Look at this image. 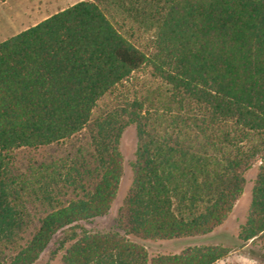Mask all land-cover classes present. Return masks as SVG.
Listing matches in <instances>:
<instances>
[{
  "label": "trees",
  "instance_id": "trees-1",
  "mask_svg": "<svg viewBox=\"0 0 264 264\" xmlns=\"http://www.w3.org/2000/svg\"><path fill=\"white\" fill-rule=\"evenodd\" d=\"M130 126L117 228L90 231ZM256 164L242 246L264 241V0H84L0 42V264H35L57 234L62 264H215L231 249L150 258L130 237L214 232Z\"/></svg>",
  "mask_w": 264,
  "mask_h": 264
},
{
  "label": "rangeland",
  "instance_id": "rangeland-1",
  "mask_svg": "<svg viewBox=\"0 0 264 264\" xmlns=\"http://www.w3.org/2000/svg\"><path fill=\"white\" fill-rule=\"evenodd\" d=\"M84 0H0V41L13 36L48 16L70 5ZM137 137L135 126L128 127L121 138L120 150L124 157V173L115 202L108 215L84 222L90 231L116 229V218L133 182L132 163L135 161ZM33 151L29 149L18 152L19 158L27 156ZM42 152V151H40ZM256 164L246 174V186L243 195L237 201L228 220L215 229L214 232L199 236L174 240H142L134 236L130 240L146 247L149 257L160 255H175L189 247L202 245H222L231 252L215 264H264V241L256 240L242 246L238 239L241 225L246 222L252 199V189L258 173ZM60 237L57 234L40 259L35 264H62L64 251L52 256L56 248L55 242Z\"/></svg>",
  "mask_w": 264,
  "mask_h": 264
},
{
  "label": "crops",
  "instance_id": "crops-1",
  "mask_svg": "<svg viewBox=\"0 0 264 264\" xmlns=\"http://www.w3.org/2000/svg\"><path fill=\"white\" fill-rule=\"evenodd\" d=\"M70 6H71V5H70ZM68 7H69V6H68ZM59 11H60V10H59ZM39 22H40V21H39ZM36 24H37V23H36ZM34 25H35V24H34ZM23 30H24V29H23ZM10 37H11V36H10ZM6 38H8V37H6ZM6 38H5V39H6ZM3 40H4V39H3ZM3 40H2V41H3ZM0 42H1V41H0Z\"/></svg>",
  "mask_w": 264,
  "mask_h": 264
}]
</instances>
